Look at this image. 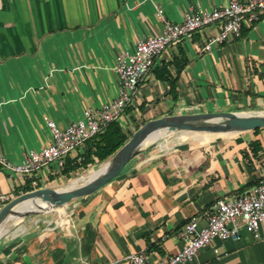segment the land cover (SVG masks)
I'll use <instances>...</instances> for the list:
<instances>
[{"label": "crops", "instance_id": "0c3cea01", "mask_svg": "<svg viewBox=\"0 0 264 264\" xmlns=\"http://www.w3.org/2000/svg\"><path fill=\"white\" fill-rule=\"evenodd\" d=\"M229 1L0 0V153L19 164L26 152L50 143L47 117L65 128L85 109L112 101L119 90L117 57L162 31L157 8L179 23L190 6L210 10ZM221 29L220 23L204 27L155 59L119 121L125 132L170 113H264V14L235 40L200 52ZM181 49L188 63L178 74L174 59ZM161 69L176 79L174 86L159 78ZM176 132L186 133L171 143L143 145L119 176L91 195L54 214L8 220L0 235V264H130L132 253H145L152 261L178 253L187 221L195 217L204 227L219 200L243 196L259 184L264 128ZM255 140L262 147L257 156L250 146ZM89 144L69 154L65 165L70 168L72 160L84 156ZM79 169L64 173L51 165L41 187L61 189L79 177ZM30 182L0 167V196L13 199ZM6 203L0 200V209ZM60 216L71 225L59 224ZM193 264H264V238L243 230L240 241L215 239Z\"/></svg>", "mask_w": 264, "mask_h": 264}, {"label": "built area", "instance_id": "2783aa9c", "mask_svg": "<svg viewBox=\"0 0 264 264\" xmlns=\"http://www.w3.org/2000/svg\"><path fill=\"white\" fill-rule=\"evenodd\" d=\"M264 14V0H230L228 4L210 10L186 9L184 19L175 23L167 20L162 8H157V15L163 21L162 31L139 39L134 51H123L117 57L115 70L119 77L117 96L99 109L88 108L81 119L60 128L57 123L46 118L51 131L50 143L41 150L25 153L21 163L15 164L0 153V167L10 175H22L31 185L38 189L44 183L47 173L44 170L55 165L59 171L65 166V158L88 140L103 132L109 124L119 121L134 95L138 85L168 48L189 38L194 32L204 27L220 23L218 34L211 35L200 52H208L213 47L231 42L241 36L244 27H251ZM84 156L78 155L77 162ZM34 190V189H33ZM2 202L11 201L9 195H1ZM57 222L69 226L68 218L60 216ZM264 173L257 186L249 193L232 198L221 199L215 209L208 215L207 224L199 227L198 220L192 217L184 225L179 236L184 241L182 249L169 257L152 261L145 253H132L127 256L130 264H193L199 251L215 239L220 241H240L242 231H247L254 239L264 238ZM106 264H115L109 262Z\"/></svg>", "mask_w": 264, "mask_h": 264}, {"label": "water", "instance_id": "95a60500", "mask_svg": "<svg viewBox=\"0 0 264 264\" xmlns=\"http://www.w3.org/2000/svg\"><path fill=\"white\" fill-rule=\"evenodd\" d=\"M264 128L263 114H245L233 111L173 114L145 121L130 136L128 141L108 160L107 166L98 176L65 189L41 187L22 193L0 209V227L15 216L54 213L71 201L91 195L120 175L124 168L139 153L154 134L159 132L192 131L224 134ZM31 200L35 210L20 213L17 206Z\"/></svg>", "mask_w": 264, "mask_h": 264}, {"label": "trees", "instance_id": "16d2710c", "mask_svg": "<svg viewBox=\"0 0 264 264\" xmlns=\"http://www.w3.org/2000/svg\"><path fill=\"white\" fill-rule=\"evenodd\" d=\"M187 63L188 57L185 51L181 49L177 57L174 59V65L178 74L183 70ZM158 76L161 79L169 80L173 86L175 85L176 79L170 80L169 71L161 69L159 70ZM139 126L140 125H138L136 129ZM259 129L261 128H257L255 131ZM132 134L133 132H125L119 121L112 122L103 132L97 134L95 137L87 141L91 144H89V147L84 152L83 161L77 162L76 159H74L75 161L72 160L71 164L73 165L70 166V168L65 165L64 173H69L70 171L77 170L79 168L87 169L90 164L95 163V160H98L100 163L108 162V160L128 141ZM250 146L254 156H257L262 149L258 140L251 142ZM244 156L250 159V155L247 150L244 151ZM33 189L35 188L31 184H27L22 190L25 193Z\"/></svg>", "mask_w": 264, "mask_h": 264}, {"label": "rangeland", "instance_id": "374dc122", "mask_svg": "<svg viewBox=\"0 0 264 264\" xmlns=\"http://www.w3.org/2000/svg\"><path fill=\"white\" fill-rule=\"evenodd\" d=\"M123 117H124V114L119 119L120 122L122 121ZM136 127H137V125L134 124L132 129H130V131H128V132L126 131V132L127 133L134 132L135 131L134 129ZM187 132L191 133L192 135H194V134L197 135L195 132H191V131H187ZM183 133L185 134L186 132H167V133H164L161 137H159L157 140H155V143H164V144H167L165 142L171 143V142L179 139L180 136H183L182 135ZM106 165H107V162L106 163H100V162H98V160H95V163L90 164L87 169H83V168L79 169L77 171V173H75L76 174L75 177H77V176H79V177H77V178L74 177L76 179V182H77L76 185H78L82 182H85L89 179L94 178L106 167ZM75 179H73L72 181H74ZM70 181H71V179H68L61 189L67 188L70 185V183H72V181L71 182ZM54 213H56V212H54ZM49 214H52V213H47V215H49ZM31 215H39V214H31Z\"/></svg>", "mask_w": 264, "mask_h": 264}, {"label": "bare ground", "instance_id": "6f19581e", "mask_svg": "<svg viewBox=\"0 0 264 264\" xmlns=\"http://www.w3.org/2000/svg\"><path fill=\"white\" fill-rule=\"evenodd\" d=\"M163 134H164V133H162V132H159V133H157V134H154L153 136H151V138L147 139V141L144 143V145L147 144V143H149V142H152V141L157 140V139H158L159 137H161ZM106 166H107V165H106ZM105 168H106V167H105ZM105 168H104V169H105ZM104 169H103L102 171H104ZM102 171H101V172H102ZM101 172H100V173H101ZM100 173H99V174H100ZM99 174H98V175H99ZM98 175H97V176H98ZM95 177H96V176H95ZM71 187H73V186H71ZM32 205H33V202H32L31 200H28V201H26V202L20 204L19 206H17V210H18V211H20V210L28 211L29 208H30ZM2 229H3V226L0 227V235L3 234Z\"/></svg>", "mask_w": 264, "mask_h": 264}]
</instances>
